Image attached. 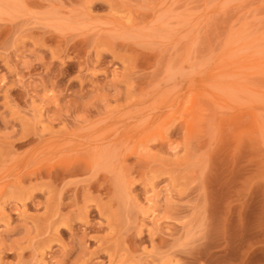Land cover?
Listing matches in <instances>:
<instances>
[{
	"label": "rangeland",
	"instance_id": "obj_1",
	"mask_svg": "<svg viewBox=\"0 0 264 264\" xmlns=\"http://www.w3.org/2000/svg\"><path fill=\"white\" fill-rule=\"evenodd\" d=\"M0 264H264V0H0Z\"/></svg>",
	"mask_w": 264,
	"mask_h": 264
}]
</instances>
